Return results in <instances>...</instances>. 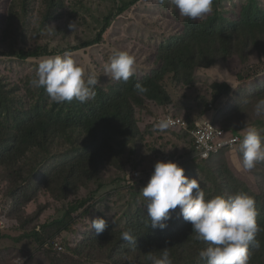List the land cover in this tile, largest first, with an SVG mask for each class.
Segmentation results:
<instances>
[{"label":"trees","instance_id":"trees-1","mask_svg":"<svg viewBox=\"0 0 264 264\" xmlns=\"http://www.w3.org/2000/svg\"><path fill=\"white\" fill-rule=\"evenodd\" d=\"M36 1L39 0H8L6 21L0 32V59L22 62L30 58L62 55L65 51L97 44L115 16L126 12L136 0H40L34 10L32 3ZM240 1L243 2L240 15L235 18L221 16L217 10L218 2H213L212 16L200 23L178 17L183 23L181 28L179 25L171 26L165 38L149 53L133 55L136 72L127 82L115 81L105 75L104 66L115 52L104 54L97 63L98 71L94 70L95 74L85 72V78L92 75L99 81L110 82V85L106 90L99 82L95 87V99L87 103L76 100L53 102L44 88L32 86L31 80L36 72L28 76V97L18 96L15 87L2 85L0 81V182H6L3 194L6 202L0 211V220L5 224L19 225L13 238L7 235L3 238L14 242L27 240L38 246L43 243L37 247L38 252H42L46 248V239L65 231L69 224L67 220L76 214L78 231L73 239H68V251H52L46 264H148L146 254L159 255L164 248H168L173 264H206L198 253L208 246L207 242L196 241L191 233V224L182 217L177 218L179 206L172 211V219L167 222L166 229L148 226L142 188L151 175L133 186L138 203L133 210L117 213V223L104 214L102 197L91 204L90 201L94 198L93 193L106 183L101 175L102 168L114 166L121 172L133 168L147 170L146 158H153L152 151L155 156L169 160L171 156L160 150L142 152L141 142L146 138L144 143L149 144V136H164V130H160L154 121L159 112L179 115L174 113L172 89H184L180 87L182 83L187 91L196 92L198 97L200 91L195 86L196 81H209L214 91L212 103L218 104L224 98L220 88H225L227 83L219 80L217 66L222 62L237 63L234 54L238 51V56H244L239 45L247 49L256 48L252 54L262 49L264 8L259 4L261 0ZM33 10L37 16L31 20L29 12ZM61 16L65 17V22L76 20L86 26L84 37L78 34L70 37L72 29L67 27L55 26V30H50L47 24ZM131 39L141 41L136 37ZM124 51L131 54L130 50ZM137 83L147 87V93L138 94L135 90ZM246 94L255 109L256 103L264 99V87L256 86ZM188 97H179L178 107L187 109L184 100ZM97 103L100 109L93 113L94 108L91 107ZM201 103L203 110H207L205 102ZM187 110L190 117L194 115L192 108ZM236 115L237 125L245 123L247 114L237 109ZM101 116L104 122L102 131L97 120ZM145 117L153 118L152 123ZM238 145L230 155L236 172L240 173L242 154L238 152ZM223 153L220 151L218 154L221 155L218 165L227 162ZM179 163L190 179L200 181L207 198L216 195L227 197L239 191L254 197L260 213L257 223L264 226V162L257 163L251 171H245L257 180L255 187L227 167H223L224 172H215L212 166ZM49 164L54 166L47 169ZM204 174L209 176L212 186L207 185ZM108 178L109 182L115 180L113 175ZM79 194L83 196L80 199L76 198ZM97 203L100 206H96ZM35 204L38 206L35 212L25 210L26 206ZM55 204L64 205L61 218L39 225L38 229H24L26 222L38 220L46 208ZM96 218H104L108 223L100 235L91 226V220ZM128 228L137 237L135 245L121 238V232ZM256 239L261 247L250 250L249 264H264V231L258 233ZM81 249H87V254L95 258L78 262L71 260L72 256L80 254ZM121 254L124 262L118 257Z\"/></svg>","mask_w":264,"mask_h":264},{"label":"clouds","instance_id":"clouds-1","mask_svg":"<svg viewBox=\"0 0 264 264\" xmlns=\"http://www.w3.org/2000/svg\"><path fill=\"white\" fill-rule=\"evenodd\" d=\"M138 1L144 2V0H136L135 3ZM153 2L166 4L180 19L183 16L200 23L202 19L212 16L213 2L217 3V0H153ZM209 13L211 14L206 16ZM220 14L226 18L237 16L232 11H220ZM68 27L73 32L77 30L76 22L69 23ZM49 29L55 30V26L53 25ZM256 59L255 53L236 56L237 63L251 62ZM135 64V57L129 52L117 51L110 58V62L105 64L104 73L112 80L127 82L136 72ZM248 67L251 70L246 82L249 89L239 92L226 82L227 86L220 88L224 98L218 103L219 107L209 111L210 116L213 117L214 113L224 106L226 115L223 124L218 118L214 121L208 119L207 114L202 117H190L188 112L186 115L180 113L177 116L171 115L168 111L159 112L154 118L159 129L164 130V135L173 134L184 142V148L180 151L181 158L176 159L178 162L182 161L199 167L204 164L216 168L221 156L218 154L221 151L224 152L222 156L226 157L227 162L219 164L220 171H223V167H227L234 172L233 170L236 168L230 151L234 150L238 144V152L242 154L240 167L243 171H251L257 163L264 162V129L258 127L259 125H247L243 122L238 123L239 127L236 128L237 109L239 110L241 105L246 106L241 100L243 95L247 97L246 93L256 86L264 87V55ZM31 84L37 88H44L53 102L63 103L76 100L83 104L95 99V87L99 84V80L92 75L85 78L84 67L73 58L69 51H65L62 55L43 58L38 64ZM135 90L138 94H145L148 91L147 87L140 83L135 85ZM210 104L205 103L207 109ZM91 108H94L93 113H97L100 106L97 103ZM203 109L202 105L200 112ZM251 113L253 116L259 117V124L264 122V99H260L256 103L255 109L251 106ZM97 120L101 124L102 131L104 128L102 116ZM152 121L153 118L150 123ZM204 122L221 131V136L214 137L211 141L213 144H219L217 151L213 152L207 149L196 134V125ZM230 140L232 143H227ZM178 162L157 161L150 179L142 188V196L146 201L148 226L150 225L152 229H166L167 222L172 219V211H175L179 206L177 218L182 217L185 222L191 224V233L196 241L207 242L208 246L198 253L200 260L206 261V264H249L250 250L260 249L261 243L256 237L258 233L264 231V226L257 223L260 213L256 208L254 197L239 191L227 197L216 195L207 198L200 181L196 178L190 179L185 174L184 167L180 166ZM230 165H233L234 169H231ZM111 169L114 174L110 173L109 175H113L116 181L128 184L125 195H128L133 186L139 185L147 179L142 173V168H133L122 172L113 167ZM110 193L115 194L114 190H110ZM91 226L96 234L100 235L106 230L108 223L104 218H96L91 220ZM120 235L129 244H136L137 237L133 235L131 228L122 231ZM73 238L74 236H72ZM56 242L55 239H46L44 246H49L55 252L63 251L54 248ZM145 258L148 264H173L168 248H164L159 255L149 252ZM13 264H26V258L17 256L13 260Z\"/></svg>","mask_w":264,"mask_h":264},{"label":"rangeland","instance_id":"rangeland-1","mask_svg":"<svg viewBox=\"0 0 264 264\" xmlns=\"http://www.w3.org/2000/svg\"><path fill=\"white\" fill-rule=\"evenodd\" d=\"M219 3L217 10L220 11H232L237 15H240L239 12L241 11L240 4L243 3L240 0H218ZM8 0H0V32L5 24V14H6V4ZM264 8V0H261L259 3ZM34 10L38 8V1L33 2L32 4ZM34 10L30 13V19L32 20L34 16H37ZM214 12V8L212 10ZM211 12V13H212ZM211 13L207 14L206 16L210 15ZM179 18L168 8L166 4H157L153 2V0H144V2H136L134 3L126 12L121 13L120 15L115 16V20L112 21L106 31L102 35V39L99 43L82 50H73L70 51L71 55L74 59H76L79 64L84 67L86 73L95 74L93 71H98L97 63H100L101 58L104 54H108L110 52H117V51H124L130 50L131 55L136 56H144L145 53H149L155 44L160 42L165 35L168 33V30L171 26L182 27L183 23L179 22ZM197 21L200 19H196ZM76 22L77 30L73 32L68 25L69 23ZM36 23V22H35ZM65 22V17H59L53 21H50L47 25L51 26H60L61 28L67 27L71 32H69L70 37L74 34H78L81 38L84 37V30H87V27L84 25H80L79 22L76 20H71L70 22ZM174 23V24H173ZM86 36L87 33H85ZM132 37H136L141 41H132ZM243 49V55L250 54L256 50L255 49H247L244 45H239V47ZM262 49L256 52L257 59H260L264 55V45H261ZM238 56V51L234 54ZM43 58L39 59H27L25 61H14L13 59H0V81L1 84H6L8 87H15L16 94L21 97H28V85L30 79L28 76L36 72L38 68L39 62ZM255 61L251 62H244V63H226L222 62L217 66V70L219 71V80L225 81L229 83L231 86H234L236 90L241 92L242 90H248L249 87L246 85L248 78L250 76L251 70L249 69V65ZM100 86L106 90L110 82H105L100 80ZM198 82H201L205 85H200ZM195 86L199 88L200 95L197 97L196 92H189L185 89V87L180 85V87L184 89H172L171 94L173 98V105H174V113L180 114L183 113L184 115L187 114L188 108L193 109L195 117H202L204 113L207 114V118L214 121L216 118L220 119V123H224V116L226 113L224 112L225 107L221 106L215 113L214 116H210L209 111L211 109H216L219 107L218 104L212 103V95L214 93L213 89L211 88L210 82H206L204 80L196 81ZM185 96H191L184 100L185 107H178L177 99ZM193 96V97H192ZM194 98V100H193ZM243 104L239 107V110L244 112L246 115V121L244 124L247 125H256L262 129H264V122L259 124V117L253 116L251 113V105L252 101H250L245 95L242 97ZM196 101H200L196 103ZM202 101L205 103H211L207 110H203L202 112ZM192 107H189V106ZM198 113V114H197ZM139 116V115H138ZM147 121H150L152 118L145 117ZM264 121V120H263ZM253 123V124H252ZM239 126L237 125L236 128ZM149 144H145L146 138L143 139L141 142V151L142 152H150V150H160L167 155L171 156L168 159L171 161L178 162L177 158H181L180 151L184 148V142L181 138L170 134L159 136V137H152L149 136ZM153 158H146L147 163V170L142 169V173L145 174L146 178L152 174L154 171V164L157 161H167L165 158L160 156H155V152L152 151ZM125 156V155H124ZM158 158V159H157ZM168 160V161H169ZM179 163V162H178ZM180 164V163H179ZM183 163L182 165H184ZM54 164H49L47 169H49ZM231 169L233 165H230ZM115 170L116 167L113 166ZM215 172H219L220 168L219 165L213 169ZM234 173L241 179H243L247 184L255 187L257 186V180H254L252 176L248 175L245 171L236 172V169L233 170ZM148 172V173H147ZM113 173L111 166H106L102 168L101 175L103 180L106 182L105 185L101 188L96 190L94 194V198L90 201V204L96 202V200L102 197L104 201L102 205V210L104 214L110 218V220L114 223H117V217L119 214L124 211L133 210L138 203L137 193L136 190L131 188L126 194L127 185L126 183H122L121 181L112 180L110 181L111 184L108 186L109 178L108 175ZM205 181L208 186H212L211 179L207 174H204ZM261 182V180H258ZM6 186V182H0V211L3 208V204L6 202L4 197V188ZM94 189V186L91 187ZM110 190H114L115 194L110 193ZM83 196L79 194L76 198H82ZM9 200V199H8ZM10 201V200H9ZM56 206L50 205L49 209L46 208L44 213L38 217V220H34L33 222H25L26 225L24 226L25 230H30L33 228H37L39 225L46 224L51 222L52 220L59 219L64 214L62 210L64 209L63 204H55ZM96 206H100V203L95 204ZM37 205H29L25 207V210H31V213L35 212L37 209ZM16 209L18 206L15 207ZM19 214V212H18ZM69 222L68 228H64L65 231L57 233L53 237H48L47 239H55L57 244L61 247L62 250L68 251V247H66L68 243V239H71L72 236H76V232L78 231V227L76 226V222L78 218L76 214L71 215V219L67 220ZM41 222V223H39ZM44 222V223H43ZM0 264H13V260L16 259L17 256L22 258H26V264H46L49 257L53 254L52 250L48 247L45 248L44 251L38 252L37 247H41L32 243L27 240H21L19 242H14L10 238H3V236H11L12 238L15 236V230L19 228L18 224L11 225V222L6 224L0 220ZM48 234V233H47ZM50 235V234H48ZM70 235H72L70 237ZM83 241L81 244H83ZM64 247V248H63ZM27 254H25V252ZM72 255V254H71ZM121 261H125L124 256L121 254L118 256ZM88 258H95L93 255L87 254V249H81L80 254L78 256H72L74 262H78L79 260H85Z\"/></svg>","mask_w":264,"mask_h":264},{"label":"built area","instance_id":"built-area-1","mask_svg":"<svg viewBox=\"0 0 264 264\" xmlns=\"http://www.w3.org/2000/svg\"><path fill=\"white\" fill-rule=\"evenodd\" d=\"M196 126V134L203 141L207 149L212 150L213 152L217 151L219 144H213L211 141L214 137L219 138L221 136V131L216 130L211 124L205 122L203 124H197ZM227 143L231 144L232 140ZM54 248L61 250V247L58 244H54Z\"/></svg>","mask_w":264,"mask_h":264}]
</instances>
